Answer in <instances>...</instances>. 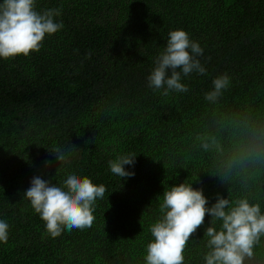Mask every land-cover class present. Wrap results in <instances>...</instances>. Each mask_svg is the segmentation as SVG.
I'll use <instances>...</instances> for the list:
<instances>
[{
	"label": "trees",
	"instance_id": "trees-1",
	"mask_svg": "<svg viewBox=\"0 0 264 264\" xmlns=\"http://www.w3.org/2000/svg\"><path fill=\"white\" fill-rule=\"evenodd\" d=\"M50 9L63 28L39 52L0 58V220L9 224L0 264H146L163 193L184 182L207 207L247 198L264 214V0H35L37 12ZM174 30L199 43L206 74L163 95L147 77ZM224 74L228 88L207 101ZM120 156H136L125 165L134 176L111 172ZM71 174L106 192L91 228L53 238L24 195L34 177L63 187ZM211 221L190 237L183 264H206ZM253 253L264 258V236Z\"/></svg>",
	"mask_w": 264,
	"mask_h": 264
},
{
	"label": "clouds",
	"instance_id": "clouds-1",
	"mask_svg": "<svg viewBox=\"0 0 264 264\" xmlns=\"http://www.w3.org/2000/svg\"><path fill=\"white\" fill-rule=\"evenodd\" d=\"M59 14L57 9L46 10L43 14L37 12L35 0H3L0 3V58L7 60L39 52L46 34H55L63 28L62 23L53 19ZM201 55L203 49L186 31H171L165 50L157 57L147 77L149 86L154 90L163 89V95L170 91L187 92L188 87L181 83L182 76L194 71L206 74L205 67L197 59ZM229 82L227 74L215 78L214 90L207 92L205 99L216 103ZM201 147L207 151L209 144L203 143ZM53 155L61 166L69 162L59 148ZM135 157L120 156L109 161L111 172L122 179L134 176L125 165H134ZM105 192L103 184L96 185L87 176L80 178L71 174L63 187L34 177L24 198L44 221L47 233L56 238L65 229L70 232L91 228L95 219L93 205ZM207 205L208 198L203 190L193 188L192 183L184 182L165 190L160 205L161 218L150 227L154 240L147 245L146 264H183L187 242L204 224L206 214L212 217L211 226L206 228L204 235L209 238V251L204 257L206 264H244L246 259L252 258L254 246L264 236V214H261L260 205L250 203L247 198L231 202L223 196L211 207ZM217 220L222 221L219 231L214 227ZM8 233L9 224L0 220V242H8Z\"/></svg>",
	"mask_w": 264,
	"mask_h": 264
},
{
	"label": "rangeland",
	"instance_id": "rangeland-1",
	"mask_svg": "<svg viewBox=\"0 0 264 264\" xmlns=\"http://www.w3.org/2000/svg\"><path fill=\"white\" fill-rule=\"evenodd\" d=\"M244 264H264V258L258 259L257 257L256 258L252 257L250 259H246L244 261Z\"/></svg>",
	"mask_w": 264,
	"mask_h": 264
}]
</instances>
